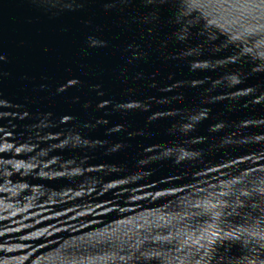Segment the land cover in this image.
<instances>
[{"label": "water", "instance_id": "1", "mask_svg": "<svg viewBox=\"0 0 264 264\" xmlns=\"http://www.w3.org/2000/svg\"><path fill=\"white\" fill-rule=\"evenodd\" d=\"M0 264H264V0H0Z\"/></svg>", "mask_w": 264, "mask_h": 264}]
</instances>
